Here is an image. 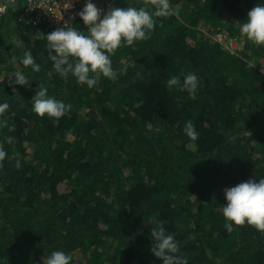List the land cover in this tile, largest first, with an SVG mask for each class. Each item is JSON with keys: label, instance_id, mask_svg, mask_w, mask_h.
I'll return each instance as SVG.
<instances>
[{"label": "trees", "instance_id": "1", "mask_svg": "<svg viewBox=\"0 0 264 264\" xmlns=\"http://www.w3.org/2000/svg\"><path fill=\"white\" fill-rule=\"evenodd\" d=\"M22 1L0 14V264H44L55 250L72 264H163L151 252L161 221L188 264H264V232L229 234L221 211L225 188L264 178V46L237 24L260 0H170L177 14L120 47L112 64L126 72L92 89L55 72L43 36L54 30L24 26ZM26 51L39 72L22 65ZM16 71L29 86L9 80ZM189 72L200 80L194 99L167 87ZM40 88L71 110L35 114Z\"/></svg>", "mask_w": 264, "mask_h": 264}, {"label": "clouds", "instance_id": "2", "mask_svg": "<svg viewBox=\"0 0 264 264\" xmlns=\"http://www.w3.org/2000/svg\"><path fill=\"white\" fill-rule=\"evenodd\" d=\"M170 0H150V4L141 7H111L103 11L92 0H86L81 11L77 13L86 32H81L70 23L56 29L46 36L48 58L52 61L55 72L65 80L69 76L76 79L77 84L86 85L89 89L96 86L101 78L115 81L118 75L126 72V67L115 69L112 55L122 46H134L135 43L150 38L157 26V18H168L176 15ZM240 33L250 42L264 46V0H260L247 14V20L237 23ZM24 67H31L39 72L41 65L36 62L30 51L24 53L21 61ZM14 78V79H13ZM10 81L19 86H29V78L16 71L10 75ZM169 89H183L191 98H195L200 88V80L193 73H185L183 80L172 76L167 80ZM32 100V111L40 117L59 120L71 105L48 94L46 88H40ZM8 104L0 103V117L8 110ZM6 121L0 120V126ZM184 133L195 142L198 132L191 121L186 122ZM7 152L0 146V165L7 157ZM20 166L17 161V167ZM226 206H221L224 228L230 234L234 227L248 225L259 232H264V178L248 180L231 188L224 189ZM154 241L152 254L163 261V264H188L187 259L180 256V246L173 234L163 227L151 230ZM73 256L62 250L52 251L44 264H72Z\"/></svg>", "mask_w": 264, "mask_h": 264}, {"label": "built area", "instance_id": "3", "mask_svg": "<svg viewBox=\"0 0 264 264\" xmlns=\"http://www.w3.org/2000/svg\"><path fill=\"white\" fill-rule=\"evenodd\" d=\"M112 1V0H111ZM101 3L100 0H92L97 7L103 11H108L112 2ZM18 0H0V14H5L7 5H15ZM23 12L18 16V20L29 27L47 26L49 30L63 28L64 25L76 23L80 18L77 15L85 5L86 0H23ZM81 32H86L87 27L83 24L77 28ZM235 43H231V48L235 49Z\"/></svg>", "mask_w": 264, "mask_h": 264}, {"label": "rangeland", "instance_id": "4", "mask_svg": "<svg viewBox=\"0 0 264 264\" xmlns=\"http://www.w3.org/2000/svg\"><path fill=\"white\" fill-rule=\"evenodd\" d=\"M218 38H219V37H218ZM229 48H231V46H230V45H229ZM233 50H234V49H233ZM233 50H232V51H233Z\"/></svg>", "mask_w": 264, "mask_h": 264}]
</instances>
